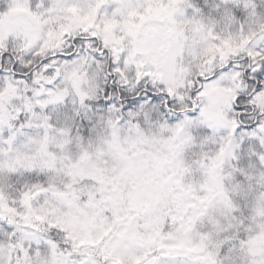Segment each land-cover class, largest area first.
<instances>
[{"label":"clouds","instance_id":"9594fccd","mask_svg":"<svg viewBox=\"0 0 264 264\" xmlns=\"http://www.w3.org/2000/svg\"><path fill=\"white\" fill-rule=\"evenodd\" d=\"M25 2L38 19L0 17V264H79L85 255L105 264L106 253L130 264L161 243L175 264H264V105L252 109L255 128L226 126L224 89L233 84L222 72L236 60L242 34L264 33V0H253L254 10L233 0ZM10 3L0 0V11ZM81 40L87 63L78 61L74 76L66 61L77 60ZM122 60L129 81L150 71L157 91L171 87L182 100L167 119L157 107L139 131L120 127L141 162L135 191L142 210L133 225L141 238L135 249L114 252L92 241L108 221L117 149L99 120L85 132L73 113L75 85L99 88L102 97L110 61ZM42 93L65 97L49 111L67 119L52 128L35 110ZM121 191L119 209L127 213L133 202L126 203L123 183ZM41 240L55 247H40Z\"/></svg>","mask_w":264,"mask_h":264},{"label":"snow or ice","instance_id":"6c2138e0","mask_svg":"<svg viewBox=\"0 0 264 264\" xmlns=\"http://www.w3.org/2000/svg\"><path fill=\"white\" fill-rule=\"evenodd\" d=\"M233 2L237 8L241 6L251 10L256 8L253 0H233ZM19 12L27 13L29 16L38 19L37 14L31 11L25 0H11L7 10L0 11V17H9ZM236 14L239 15V12ZM252 14L254 15L255 12L253 11ZM261 27L264 28V24ZM77 39L79 40V38ZM241 40L243 44L232 50L233 53H238L236 60L229 59L222 68V72L228 75L233 84V87L224 89L229 94V116L231 117V119H226L224 123L236 131L255 128L259 121H252V109L257 105H264V33L257 34L248 31L247 34H242ZM229 42L230 38L224 40L225 44H229ZM80 43L82 45L81 54H74L77 56V60L66 61V64H71L74 76L78 74L77 62L87 63V57L82 55L86 51L83 47L85 42L81 40ZM91 56L94 63L99 62L100 58L95 53H91ZM110 63L111 70L105 76L103 88V96H108L111 93L110 102L105 105L102 111L94 112V106L101 98L100 89L96 88L86 92L77 84L75 85V94L79 97V107L74 110L73 115L75 117L83 115L91 122L99 120L101 125L111 131V137L106 143L109 147L117 149V156L112 170L113 184L109 185V199L104 202L108 206L104 212L108 221L101 226V235L92 243L103 244L107 242L114 252H119L137 247V241L141 237L133 225L139 223L138 213L142 210V206L136 207L138 201L135 191V178L139 174L141 162L133 157L132 151H129L128 146L123 143L120 127L127 125L130 130L135 128L136 131H139L138 122L149 120L157 107L167 119L171 105L177 100H182V97L176 95L171 87H168L167 91H157L158 85L154 81H149V76L152 75L150 71L143 73V78L138 73L134 82L129 81L123 68V65L128 63L127 60L110 61ZM45 66H47V61H45ZM139 67L137 65V68ZM107 81H111V83L109 84ZM46 87H50V85H46ZM159 87L163 88V85H159ZM64 100L65 97L63 96L41 94V99L38 101L35 110L37 112L43 111L46 127L52 128L57 120L62 119V114L58 110L50 112L49 109L63 103ZM89 113H92V116H89ZM93 117H95L94 120ZM63 119H67V116H63ZM121 183L126 188V203L127 201L133 202V206L128 209L127 213L119 209V200L125 198V192L121 191ZM96 199H100L99 193ZM38 219L43 220L44 218L38 217ZM52 230L55 231L56 228L53 227ZM39 246L55 247V243L52 240H41ZM176 260L178 257L174 258L170 254L169 246L161 243L158 249H150L142 254L137 252L132 257L130 264H175ZM79 264H95V262L88 255H85L80 258ZM105 264H124V261L119 255L106 253Z\"/></svg>","mask_w":264,"mask_h":264},{"label":"trees","instance_id":"16d2710c","mask_svg":"<svg viewBox=\"0 0 264 264\" xmlns=\"http://www.w3.org/2000/svg\"><path fill=\"white\" fill-rule=\"evenodd\" d=\"M111 100V93H109L108 96H102L100 98V101H98L95 106L93 111L94 112H99L102 111L105 107V105L110 102ZM89 116H92V113H89ZM61 118H63V115H61ZM79 121V125L83 128V130L86 132L88 129V126L90 125L91 121L88 118H85L83 115L77 118ZM95 117H93V120Z\"/></svg>","mask_w":264,"mask_h":264}]
</instances>
